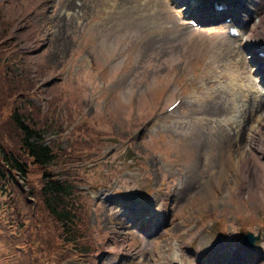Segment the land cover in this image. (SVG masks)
<instances>
[{
    "label": "rangeland",
    "instance_id": "rangeland-1",
    "mask_svg": "<svg viewBox=\"0 0 264 264\" xmlns=\"http://www.w3.org/2000/svg\"><path fill=\"white\" fill-rule=\"evenodd\" d=\"M159 1L0 0V149L10 152L18 141L15 106L41 107L54 127L47 142L89 157L65 168L60 160L49 170L79 175L95 244L88 255L62 258L51 217L38 200L29 205L21 195L42 186L45 169L31 164L26 180L12 173L18 183L7 180L9 198L0 197V215L16 222L0 247V264L34 261L21 245L28 231L44 244L34 253L38 264H110L115 258L119 264H175V254L178 264H212L222 254L229 264L230 255L232 264H264L261 166L251 165L238 193H218L210 170L220 168L230 144L214 157L195 149L198 133L208 127L201 119L206 95L241 43L230 42L216 58L212 36L198 51L202 29L184 28L187 20L172 1ZM178 99L182 103L168 111ZM240 110L233 104L223 117L232 133L236 127L225 120ZM258 155L264 162V152ZM243 230L261 233L255 249L242 244Z\"/></svg>",
    "mask_w": 264,
    "mask_h": 264
},
{
    "label": "bare ground",
    "instance_id": "bare-ground-1",
    "mask_svg": "<svg viewBox=\"0 0 264 264\" xmlns=\"http://www.w3.org/2000/svg\"><path fill=\"white\" fill-rule=\"evenodd\" d=\"M156 1L160 3L159 0ZM263 7L264 4L261 5V1L259 0H251V7L249 5L246 6L247 10L255 12L254 17L256 18L254 21L246 18V20L244 19V22H253L244 29L245 33L247 34V41H250L251 44L253 43L254 57H257L256 53L258 51L264 52ZM249 16L252 17V13H249ZM209 18L212 21V19H216L217 17ZM173 24L182 25V22H176ZM212 36L213 41L211 40V50L215 52V57L219 58L221 57L222 53L232 47L228 41L233 43L234 40L227 37V41L222 30H215V32L212 30H207L203 32L201 38L197 39L198 43L201 42L197 50L199 51L203 49V46L208 47L211 41L209 42L207 40H209ZM216 47L217 49H214ZM238 53H240L238 49H235L231 53V57L238 55ZM240 63L242 64V67L241 69L238 68L236 70V75L241 82L238 83L236 81H232L229 83H223L220 81V75H218V85L214 90L209 92V95H206V97L209 99L208 106L203 105L204 108L201 107V113H207V116L205 115V117L202 115L201 119L207 122L208 127L200 131L197 135V144L195 145L197 153L201 154L202 151H208L211 156L214 157L216 150H220V146L225 147L227 143L231 145V147L229 145L228 151L223 154L225 159L220 164V168L214 166L210 170L212 171V176H214V188L218 193H238V186L241 184L242 179L244 178L245 180H248L251 176L248 173L252 164L261 166L263 174L260 175L258 172L259 178L257 179H259L264 184V162H262L261 156L258 155L260 150L264 152V99L259 98L260 95L262 96V92L258 86L254 84L252 87H249L246 83V81L251 82V80L250 78L247 80L246 75L248 74L247 70H249V64L243 55L241 56ZM258 70L264 72V67L259 66ZM222 75L224 74L222 73ZM237 90L239 91L236 93L235 91ZM235 93L238 96H235ZM237 97L241 99L242 103L235 102ZM233 104L240 105L239 108L241 110L238 115L232 116V118H227L225 120L226 123L236 127L235 131L233 130L232 133L231 129L225 128L223 124V117L226 113H229ZM243 141L245 144H241ZM238 144L241 145L237 148L235 145ZM222 149L223 148L221 147V160ZM235 149L242 150L237 153L232 152V150ZM212 164L214 163L210 162L207 165L210 166ZM232 182H234V184L231 187ZM223 255L224 254H222V256H218L214 264H218L219 260L221 262V260L224 259ZM210 256L211 255H209L207 259H209ZM178 258L179 257L175 254L170 260L172 263L178 264L176 261Z\"/></svg>",
    "mask_w": 264,
    "mask_h": 264
},
{
    "label": "trees",
    "instance_id": "trees-1",
    "mask_svg": "<svg viewBox=\"0 0 264 264\" xmlns=\"http://www.w3.org/2000/svg\"><path fill=\"white\" fill-rule=\"evenodd\" d=\"M41 112L42 108L33 104L29 108L15 106L11 121L18 141L14 144V150L10 152L5 153L0 149V182L6 185L7 180L12 179L15 185L18 182L12 173L15 172L26 178L31 172V164L45 169L41 178L42 186L32 187L29 194L39 201L38 205L44 208L43 212L51 217L54 223L53 228L57 233L56 243L60 248L62 249L60 243L63 242L64 245L74 250L72 254L66 253L62 258L93 252L95 244L90 235L89 218L86 211L89 199L77 188L75 179L79 175L65 169L58 173H52L49 170L60 160L65 168L70 164L83 162L84 157L73 156L74 148L64 149L60 143L47 142L46 133L54 127L49 125L51 122L47 117H43ZM62 130L61 127L58 129L59 132ZM21 195L24 201L31 205L30 196H25L24 193ZM27 240L28 256L32 257L30 260H34L31 264H38V260L34 257V253L38 251L33 250L32 243L34 242L30 238L29 231Z\"/></svg>",
    "mask_w": 264,
    "mask_h": 264
}]
</instances>
